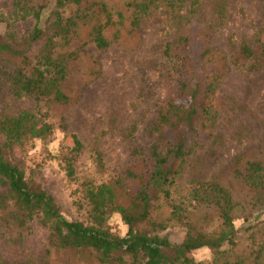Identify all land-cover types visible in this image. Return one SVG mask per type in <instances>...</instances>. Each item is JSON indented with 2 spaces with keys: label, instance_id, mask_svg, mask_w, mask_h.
Returning a JSON list of instances; mask_svg holds the SVG:
<instances>
[{
  "label": "trees",
  "instance_id": "trees-1",
  "mask_svg": "<svg viewBox=\"0 0 264 264\" xmlns=\"http://www.w3.org/2000/svg\"><path fill=\"white\" fill-rule=\"evenodd\" d=\"M116 1L15 0L11 12H0V22L6 23V30L0 35V81L11 96H30L46 106H65L71 101L66 85L73 71L71 61L76 56L75 50L66 47L80 41L84 30L97 48H104L111 43L112 28H117L114 35L126 23L134 28L154 7H164L178 19L177 23L185 18L180 13L184 0H124L118 8ZM218 6L223 8L222 3ZM190 8L191 16L198 11L199 1L191 0ZM45 10L50 19L46 26ZM29 17L33 20L31 30L17 37L15 23ZM218 19L198 28L187 18L188 26L177 43L165 45L167 63L160 77L165 76L169 80L166 84L172 85L173 90L157 102L156 117L146 129L148 147L132 149L140 165L128 169L123 177L101 182L84 178L78 184L77 205L81 207L83 199L88 206L85 221L66 218L54 198L6 154L14 148L28 153L36 142L50 141L53 125L45 114L28 109L0 114V185L7 188L0 201L10 200V218L17 226L29 227L37 220L49 230V254L87 251L99 264H205L196 263L190 253L208 247L213 252L209 264H260L259 259L264 258V221L251 232L252 249L248 256L254 254L252 260L235 254L232 246L238 235L234 225L238 206L247 212L243 214L246 219L254 212L264 211V148L258 157L245 162L244 173L240 159L231 166L235 174L243 176L250 193L244 203L235 198L228 186L214 179L192 186L191 210L185 202L171 199L172 187L191 154L206 148L208 156L216 155L211 146L214 100L226 64L210 42ZM233 60L247 70L264 68V42L260 40L254 46L241 43ZM62 146L55 157L67 169L68 179L73 180L74 162L83 144L73 136L70 144ZM93 162L102 166L98 151L93 154ZM160 198L167 205V216L162 219L154 213L160 207L155 204ZM201 204L214 208L217 227L208 230L203 223L207 214L194 213ZM113 213H118L127 225L123 236L113 232L108 223ZM172 222L185 229L179 243L159 234ZM260 230L261 237L257 238L255 234Z\"/></svg>",
  "mask_w": 264,
  "mask_h": 264
},
{
  "label": "rangeland",
  "instance_id": "rangeland-1",
  "mask_svg": "<svg viewBox=\"0 0 264 264\" xmlns=\"http://www.w3.org/2000/svg\"><path fill=\"white\" fill-rule=\"evenodd\" d=\"M15 0H0V12H11ZM124 0L115 2L116 8L123 6ZM199 9L190 16L191 0L181 4V23L174 19L164 7L152 8L132 28L128 23L111 29V43L97 48L88 39L84 30L80 41H74L67 50H75L71 61L73 71L67 80L71 101L65 106H46L30 96L15 98L5 84L0 81V114H13L28 109L45 114V119L53 125V135L47 142H36L28 153L14 148L6 152L9 159L25 170L26 174L47 191L68 219L85 221L87 205L78 207V184L84 179L96 182L123 177L128 169L137 168L139 160L133 155V148L145 149L149 145L147 127L156 117L158 100L173 90L168 86L164 47L174 46L178 37L187 27L186 19L196 27L214 22L210 39L212 48L225 58L224 74L217 84L215 124L211 140L216 155L210 157L206 148L191 154L183 165L171 190V199L185 202L192 209L189 192L194 184L217 180L228 186L236 199L244 203L250 193L243 176L235 174L232 164L240 159L242 173L248 159L258 157L264 148V68L247 70L234 62L241 43L254 46L264 42V0H198ZM222 3L223 8L218 5ZM221 8V9H220ZM220 9V12L218 10ZM46 11V10H45ZM45 14V26L50 19ZM127 15V14H126ZM33 26L31 17L15 23L16 36L27 34ZM6 30V23L0 22V35ZM87 35V36H86ZM76 136L83 144L79 158L74 162L75 179H68L67 169L56 159L62 145H68ZM3 137L0 135V145ZM101 154L102 166L93 162V154ZM7 188L0 185V197ZM158 199L154 213L160 218L167 216V205ZM194 204V203H193ZM195 214L207 217L204 224L208 230L217 227L218 221L213 207L198 206ZM234 219L238 235L232 251L244 256L248 261L254 254L252 230L264 221V211L252 213L246 218L243 206H238ZM243 214H246L245 216ZM10 200L0 201V263L2 264H99L87 251L47 252L49 230L37 220L29 227L17 226L10 218ZM108 223L113 232L125 235L127 225L118 213H113ZM258 231L256 237H261ZM172 243L183 241L185 229L171 223L159 231ZM190 256L196 263L209 264L213 252L208 247L193 250ZM264 264V258L259 259ZM118 264V263H112Z\"/></svg>",
  "mask_w": 264,
  "mask_h": 264
}]
</instances>
